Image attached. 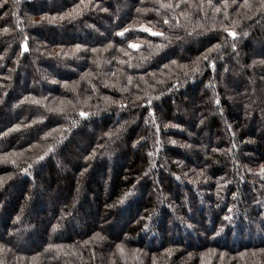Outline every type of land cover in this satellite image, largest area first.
<instances>
[{
	"label": "trees",
	"instance_id": "1",
	"mask_svg": "<svg viewBox=\"0 0 264 264\" xmlns=\"http://www.w3.org/2000/svg\"><path fill=\"white\" fill-rule=\"evenodd\" d=\"M170 2L180 7L158 13L156 0H86L87 7L81 5L75 19L40 25L30 23L29 17L58 16L72 11L80 0H20L19 5L7 0L0 7V27L10 28L0 36V131L39 121L0 136V155L17 154L0 162V244L7 241L0 259L5 264H264V181L248 171L264 164V64L247 67L264 59V16L257 0H248L249 7L228 0L226 13L223 0H212L220 12L207 0ZM165 17L170 24H164ZM140 24L154 26L167 39L132 31L125 36L141 45L132 50L126 39L115 35L117 25ZM223 26L240 33L237 53ZM193 29L199 35L189 36ZM245 31L249 36L242 35ZM24 35L29 37V51L20 56ZM109 41L113 48L104 50ZM146 41L167 46L154 51ZM216 43L222 47L210 54L215 68L202 60L201 71L191 75L192 61ZM76 44L82 45L76 55L55 56ZM92 47L101 51L86 50ZM120 47L130 56L116 51ZM173 59L176 65L169 64ZM93 61H99L100 69ZM87 72L92 76L80 80ZM214 92L219 108L213 103ZM137 95L142 101L135 99ZM25 97L29 99L20 103ZM85 97H90L86 105ZM33 98L40 103H31ZM148 99L151 105L137 106ZM246 104L251 107L246 109ZM80 110L96 114L82 119ZM73 120L78 121L75 127ZM122 123L116 136L104 135ZM48 145L55 149L44 155ZM214 147L220 151L212 152ZM93 150L95 157L86 161ZM150 151L156 154L149 157ZM38 156L44 158L37 160ZM150 161L155 167L145 176ZM84 168L88 170L81 175ZM201 169L207 179L197 180ZM127 191L132 195L117 204ZM225 215H232V220H224ZM54 225L59 226L54 230ZM221 225L224 231L213 236ZM96 231L105 239L90 240Z\"/></svg>",
	"mask_w": 264,
	"mask_h": 264
},
{
	"label": "snow or ice",
	"instance_id": "2",
	"mask_svg": "<svg viewBox=\"0 0 264 264\" xmlns=\"http://www.w3.org/2000/svg\"><path fill=\"white\" fill-rule=\"evenodd\" d=\"M13 2H14L15 5H19L20 0H13ZM156 2L159 3V8L156 9V11L158 13H159L160 9H170V8H179L180 7V3L173 4V3L170 2V0H156ZM257 2H258V9L257 10L261 13L262 16H264V0H257ZM6 3H7V0H0V7H3ZM207 3L213 8V11H215V12H220L221 11V8L220 7H216L213 4L212 0H207ZM237 4H239L240 7H249L248 0H243V3H240V0H231V5H237ZM81 5L87 7L86 0H80V3L75 5L74 9L72 11H70V12L59 13L58 16L57 15L48 16L46 14L45 15H41L39 20H32L31 17H29V21H30V23H32L34 25H40V24H43L45 21H47L48 23L52 24V23H55L57 19L64 20V19L69 18V17H71L72 19H75L76 15H79V12H77V9H79L81 7ZM93 6H95V5H93ZM228 7H229L228 0H223V8H224L225 13L227 12V8ZM99 10L100 11H106L107 9L100 8ZM143 10L144 11H148L149 9H143ZM236 10L238 11L239 9H236ZM141 11H142L141 8H137V12H141ZM12 14H13V16L16 15L15 12H13ZM181 14L184 15V16L188 15L186 12H182ZM225 19H227V15H225ZM147 23L148 24H152V21L149 20ZM237 23H238L237 21H233V24H237ZM164 24L165 25L170 24V20L167 17H165V19H164ZM16 25H17L18 28L21 26L19 18H17V20H16ZM175 26L177 28L180 27V22H179L178 19L176 20V25ZM117 27L120 28V30L117 31L115 33V35L121 37L122 40L126 39L127 40V47L129 49H132V50H137V49H139L141 47L140 43L136 42L133 38H131L130 36H128V37L125 36L126 33H130L132 31H136V30L143 31V32H147L150 36H158V37H161L162 39H167L166 34L164 32H162V31H155L154 30V26L153 27H148L145 24H140L136 28L122 27L120 25H117ZM199 27H202V26L197 24V28H199ZM223 28H224V31L227 32L228 37L232 38V41H233L231 43L232 51L234 53H237L238 49H237V42L236 41H237V37L240 35V33L234 31L230 26H223ZM204 31H207V28H204ZM9 32H10V28L9 27H0V36L6 35ZM193 33L199 35V33L195 31V29H193V32H189L188 35L191 36ZM242 35L244 37H247V36H249V33L247 31H245V32H243ZM179 38L180 37L177 36V39H179ZM28 40H29V37L27 35H24L22 40L20 41V53H19L20 56H22L25 52L29 51V45L27 43ZM101 43H103V42L101 41ZM146 43H148L149 46L152 47L154 51H159V50H161V49H163L164 47L167 46V45H165L163 43L153 45L151 41H146ZM221 47H222V45L219 44V43L212 44L211 47L206 48L204 50V52L201 53L200 57H197L196 60L192 61V64L194 66L190 70L191 75H195L197 72L201 71L200 63H201L202 60L203 61H207L208 62L207 66L214 69L215 68L214 59L210 56V54L213 52V50H219ZM81 48H82L81 44H76V45H74V47L70 51L56 52L55 56H57V57L74 56V55H76V53H78L81 50ZM111 48H113V44H112L111 41H109V43H107L104 46V50L111 49ZM86 50L87 51H91L92 53H97L98 51H101L100 49L95 48V47H92V48H89V49H86ZM116 51L121 52L124 56H130V53L128 51H126L123 47L117 48ZM49 54H51V53H49ZM0 58H2V57H0ZM144 59L146 60L147 57H145ZM93 63H95V67L97 69H100L99 61H93ZM105 63H107V61H105ZM118 63L124 64L126 62L123 61V60H118ZM177 63H178L177 60H174V59L169 61V64H172V65H176ZM257 64H264V59L253 60L250 65H247V67L248 68H253ZM128 66L132 67L131 64H128ZM168 66H169L168 64L164 65L165 68H167ZM136 67H140V65L138 64V65H136ZM181 67H187V66L186 65H181ZM242 67H244V66L242 65ZM10 71H12V70L10 69ZM190 73L189 72H185V76H188L190 78ZM112 74L114 75L115 73H112ZM105 75H108V73H105ZM149 75H154V74H149ZM86 76H92V73L91 72H87V73L82 74L80 76V80H84ZM41 78L42 79H46V77H41ZM2 79H10V77L9 76H4V77H2ZM141 79H143V77H141ZM128 82L130 84L133 82V78L131 76L128 77ZM52 83H57V81L53 80ZM158 83H159V81H158ZM178 83H179V81H178ZM74 84H79V81H75ZM62 86L66 87V88L68 87V85L66 83H62ZM105 86H108L107 82L105 83ZM0 87H3V85H0ZM173 87H175V85H173ZM212 87L214 88L215 86L212 85ZM125 90H126V88H125ZM73 91H75V88H73ZM92 91L93 92L96 91L95 86H93ZM146 95H147V93H146ZM155 98H158V97H153V99H155ZM28 99H29L28 97H25L24 100L20 101V103H24L25 100H28ZM41 99H47V98L46 97H42ZM88 99H90V97H85L82 102L86 105ZM135 99L137 101H142V97H140L139 95H137L135 97ZM104 100L107 101V102H110V103L119 104V106L121 108H125L126 107L125 104L121 103L120 101L111 100L110 97H104ZM31 103L39 104L40 101L36 100L35 98H33L31 100ZM151 103H152V99H148V100H144L141 104H139L137 106L143 107L144 104L151 105ZM213 103L216 105L217 108H219L220 103H221L220 98L216 95L215 92L213 93ZM13 107H16V105H13ZM250 107H251L250 104H246L245 105L246 109H248ZM48 110L49 111H53V112H56V111L62 112L63 108H50ZM78 114L83 119V118L88 117L89 115H95L96 113H89L87 111L80 110ZM221 114H222V109H221ZM247 114L248 113L246 112V115ZM149 116L153 117L152 123L155 125L156 124V120H155L154 113H153L151 107H149ZM40 119L42 120V117ZM38 122H39L38 120H31V121H28V122H20V123L14 124V125H12V127L8 128L6 131H0V136H7L13 131H19L22 127L23 128H29V127H31L32 124H35V123H38ZM77 123H78V121L73 120L71 126L75 127ZM148 123H149V120L145 119V124H148ZM200 123L203 124L204 121L201 120ZM170 126L171 127H177V125H175V124H171V125L165 124L164 125L165 128H168ZM123 128H124V124L122 123L118 127H116L114 130H109L108 132H105L104 135L109 137V138H111L113 136H116ZM227 130L230 131V132L233 131L231 125L228 126ZM233 135H234V132H233ZM45 136H47V133L45 134ZM140 139L143 140L144 137H141ZM57 143H59V142H57ZM137 143H138V141L134 142L133 146L135 147ZM170 143L175 145V144H177V141L176 140H170ZM180 146L181 147H185V148L191 147V145H188V144H182ZM155 147H156V153H158L160 151V140L159 139H157L155 141ZM232 147L235 148L236 145L233 144ZM54 149H55L54 145H48L47 151L44 153V155H47L49 152H53ZM218 151H220V149L215 148V147L212 148V152H218ZM156 153L150 151V152H148V155H149V157H152ZM12 155H17V154L16 153H5L3 155H0V162H9L8 157L12 156ZM95 155H96V151L93 150L91 153L86 155L84 157V159L86 161L90 160L93 157H95ZM43 158H44V156H38L37 160H42ZM10 162L15 164L14 160H12ZM31 167H32V164H29L28 168H31ZM153 167H155V164H154V162L150 161L149 169L144 172V175L147 176ZM87 170H88L87 168L82 169L81 175H83L85 172H87ZM21 171L27 173V169L21 168ZM248 171H249V173H252V175L254 177L258 176L261 179V181H264V164L259 165L258 169L255 172H253L252 168H249ZM184 175L187 176L188 173L185 172ZM200 177H204L205 179H207V176L205 175V172H204L203 169L200 170V172L198 173L196 179L199 180ZM177 179H180V177H177ZM2 182H3V180H2V178H0V184H2ZM133 187H135V186H133ZM217 187L220 188L221 185L218 183ZM130 195H132L131 191L125 192L123 194V196H121L118 199V201L116 203L117 204H123L125 202V199L128 196H130ZM232 195H233V199H236L237 196H238V193L234 192ZM221 199H222V197H221ZM161 203H163L162 200H161ZM115 206L116 205H108V207H110V208L111 207H115ZM228 213H232V208L228 209ZM148 218L150 219V216ZM18 219H19V217H17V220ZM141 219H144V217H141ZM177 219H180L181 222H184V218L183 217H179L178 216ZM223 219L227 220V221H231L232 220V215H225L223 217ZM58 226L59 225H54L53 229L55 230V228H57ZM144 227H145V229H147L148 225L145 224ZM189 227H191V225H189ZM101 231L94 232L92 237H90L89 239L93 240V241H102V240H104L105 237L101 234ZM223 231H224V226L221 225L217 229V231L215 233H213V236H218ZM0 239H2V237H0ZM88 242L89 241H87V240L84 241V243H88ZM6 244H7V241H5L4 244H0V250H3L5 248ZM48 247L52 248V247H57V246L53 245V244H49ZM116 248L118 250H120L121 252H123L122 244H117ZM165 251L170 252L171 250L170 249H166ZM261 252H264V249H261ZM221 255L223 256L224 254L221 253ZM0 264H5V261L0 259ZM109 264H112V262L109 261ZM154 264H155V262H154Z\"/></svg>",
	"mask_w": 264,
	"mask_h": 264
}]
</instances>
